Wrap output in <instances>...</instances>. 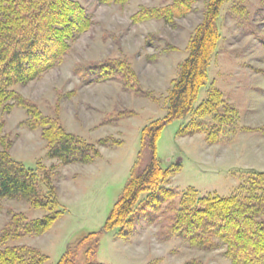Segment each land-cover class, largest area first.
Here are the masks:
<instances>
[{
    "label": "rangeland",
    "instance_id": "obj_1",
    "mask_svg": "<svg viewBox=\"0 0 264 264\" xmlns=\"http://www.w3.org/2000/svg\"><path fill=\"white\" fill-rule=\"evenodd\" d=\"M172 1L75 0L90 22L88 29L68 41L56 66L13 87L42 117L56 119L63 131L91 144L98 157L63 164L48 156L41 127L29 125L26 109L11 100L3 104L0 138L5 148L34 170L42 193L54 189V201L65 211L45 233L24 232L11 238L12 230L7 231L11 214L29 221L46 211L23 199H3L0 248L32 246L47 256L44 264H56L67 245L75 253L83 234L101 231L135 158L139 161L133 170L148 162L140 132L166 115L168 93L209 2L193 0L191 10L172 23L135 17L142 6L163 7ZM215 27L218 38L193 109L215 88L226 107L236 109V118L222 104L215 109V118L204 117L208 123H220L219 140L213 143L204 133L178 134L192 112L161 129L157 159L162 168L178 169L158 181L159 189L143 188L122 223L99 232L97 254L90 258L93 264H235L217 239L198 244L197 232L174 225L179 195L187 187L201 194L243 196L254 174L264 172V0H225ZM100 63L119 64L120 77L87 82V69Z\"/></svg>",
    "mask_w": 264,
    "mask_h": 264
},
{
    "label": "trees",
    "instance_id": "obj_2",
    "mask_svg": "<svg viewBox=\"0 0 264 264\" xmlns=\"http://www.w3.org/2000/svg\"><path fill=\"white\" fill-rule=\"evenodd\" d=\"M100 1L105 4L128 0ZM224 1L209 0L205 17L190 39L188 55L179 65V75L168 93L166 115L143 127L140 132L141 149L148 150V162L141 169L133 170L139 161L135 158L129 177L101 231L107 232L122 223L143 188L159 189L158 181L178 169L162 168L157 159V140L165 125L175 119H184L192 112L191 120L178 134L204 133L213 143L219 140L220 123H208L204 117L210 115L215 118V109L222 104L236 118V109L226 107L215 88L193 109L198 91L206 82L207 67L218 38L215 17ZM193 2L173 0L163 7L142 6L135 17L172 23L175 17L189 12ZM89 26L83 8L75 0H0V107L10 100L22 105L30 116L29 125L41 127L40 134L47 142L48 156L59 159L63 164L86 163L98 157V153L91 144L63 131L56 119L42 117L34 106L24 102L13 87L34 80L56 66L68 49V41L85 32ZM118 65L100 63L87 69L85 79L87 82H100L118 78V74L121 75ZM0 141V204L3 199H23L46 211L43 216L29 221L21 214H11L7 231L12 230L11 238L24 232L43 234L64 213V207H59L58 199L57 203L54 201V189L41 192L34 170L13 159L4 146V139L0 138ZM249 184L250 187L243 190L246 192L243 196L201 194L194 187H187L179 195L174 225L187 232H197L200 235L198 244H211L217 239L226 246V254L235 264H264V172L254 174ZM101 231L83 234L78 239L79 245L75 246L78 247L75 253L67 245L56 264H93L90 258L97 254ZM2 238L1 242L6 235ZM45 261L47 256L32 246L0 248V264H44Z\"/></svg>",
    "mask_w": 264,
    "mask_h": 264
},
{
    "label": "crops",
    "instance_id": "obj_3",
    "mask_svg": "<svg viewBox=\"0 0 264 264\" xmlns=\"http://www.w3.org/2000/svg\"><path fill=\"white\" fill-rule=\"evenodd\" d=\"M251 87V86H250ZM252 88V87H251ZM254 88V87H253Z\"/></svg>",
    "mask_w": 264,
    "mask_h": 264
}]
</instances>
